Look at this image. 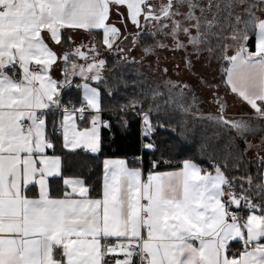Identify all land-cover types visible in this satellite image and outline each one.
<instances>
[{
	"label": "snow or ice",
	"instance_id": "obj_1",
	"mask_svg": "<svg viewBox=\"0 0 264 264\" xmlns=\"http://www.w3.org/2000/svg\"><path fill=\"white\" fill-rule=\"evenodd\" d=\"M258 133L264 0H0V264H264Z\"/></svg>",
	"mask_w": 264,
	"mask_h": 264
},
{
	"label": "trees",
	"instance_id": "obj_2",
	"mask_svg": "<svg viewBox=\"0 0 264 264\" xmlns=\"http://www.w3.org/2000/svg\"><path fill=\"white\" fill-rule=\"evenodd\" d=\"M80 93L76 89L66 90L65 99L71 98L76 100ZM239 116H235L239 118ZM106 120L111 121V131L109 129H101L102 138V153L99 159H88V168L85 170V175L89 177V182L97 187L100 191L102 181V161L105 158L121 157L125 158L130 163L138 156L141 155L139 151V122L135 118L128 117L130 126L125 128L121 124V118L116 112H104ZM83 123V122H81ZM209 129V133H211ZM264 133H258L253 139L259 138ZM79 151V150H78ZM94 154H87L81 152V156H93ZM251 156V155H250ZM79 169H77L78 171ZM95 195V193L93 194Z\"/></svg>",
	"mask_w": 264,
	"mask_h": 264
},
{
	"label": "rangeland",
	"instance_id": "obj_3",
	"mask_svg": "<svg viewBox=\"0 0 264 264\" xmlns=\"http://www.w3.org/2000/svg\"><path fill=\"white\" fill-rule=\"evenodd\" d=\"M136 55L139 57L140 53L137 52ZM159 55L161 57V67L165 66V64H167L169 67H171V64H172L173 60L179 61V59H180V57L178 55L176 57H173L172 54L169 53V52H163V51H161L159 53ZM165 57H167V59H165ZM173 78H175V77H173ZM207 111H208V109L205 108V112L206 113H207ZM229 115L235 117V116L242 115V113H241V111L239 110L238 107L237 108H233L230 105ZM260 137L259 138H256L254 140V142H259Z\"/></svg>",
	"mask_w": 264,
	"mask_h": 264
},
{
	"label": "crops",
	"instance_id": "obj_4",
	"mask_svg": "<svg viewBox=\"0 0 264 264\" xmlns=\"http://www.w3.org/2000/svg\"><path fill=\"white\" fill-rule=\"evenodd\" d=\"M53 78H61V77H60V72H59V70H54V71H53ZM78 123L80 124L81 127L84 126V124L81 123L80 121H78ZM250 155H251V156H254L255 153H254V152H253V153H250ZM105 159H106V158H105ZM107 159H125V158H121V157H113V158H107ZM103 160H104V159H103ZM163 170H171V169H163ZM102 177H103V168H102ZM101 185H102V181H101Z\"/></svg>",
	"mask_w": 264,
	"mask_h": 264
},
{
	"label": "built area",
	"instance_id": "obj_5",
	"mask_svg": "<svg viewBox=\"0 0 264 264\" xmlns=\"http://www.w3.org/2000/svg\"><path fill=\"white\" fill-rule=\"evenodd\" d=\"M104 119L106 120V118L104 117Z\"/></svg>",
	"mask_w": 264,
	"mask_h": 264
}]
</instances>
